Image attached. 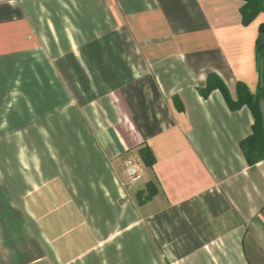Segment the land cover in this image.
Segmentation results:
<instances>
[{
	"label": "crops",
	"instance_id": "obj_1",
	"mask_svg": "<svg viewBox=\"0 0 264 264\" xmlns=\"http://www.w3.org/2000/svg\"><path fill=\"white\" fill-rule=\"evenodd\" d=\"M244 3L0 0V264H264Z\"/></svg>",
	"mask_w": 264,
	"mask_h": 264
},
{
	"label": "trees",
	"instance_id": "obj_2",
	"mask_svg": "<svg viewBox=\"0 0 264 264\" xmlns=\"http://www.w3.org/2000/svg\"><path fill=\"white\" fill-rule=\"evenodd\" d=\"M245 3L241 8L242 20L245 25L251 23L261 12H264V0H244ZM259 34L257 38L256 57L259 66V84L255 94L249 93L246 98L242 100L247 103L254 115V123L252 125V132L241 142L242 149L249 163L253 164L264 159V123L262 119L260 101L264 100V22L259 26ZM211 77V76H210ZM221 89L226 96L227 101L232 106H238L240 101H233L230 97L227 87L220 83ZM210 87L203 90V94L209 93ZM142 159L148 165L154 162L153 155L149 148L144 147L140 151ZM157 188L153 184H148L146 197L149 198L154 195ZM142 191L138 194L142 196Z\"/></svg>",
	"mask_w": 264,
	"mask_h": 264
},
{
	"label": "built area",
	"instance_id": "obj_3",
	"mask_svg": "<svg viewBox=\"0 0 264 264\" xmlns=\"http://www.w3.org/2000/svg\"><path fill=\"white\" fill-rule=\"evenodd\" d=\"M126 166L127 172L132 180H138L140 177H142L143 166L136 158H128L126 161Z\"/></svg>",
	"mask_w": 264,
	"mask_h": 264
},
{
	"label": "rangeland",
	"instance_id": "obj_4",
	"mask_svg": "<svg viewBox=\"0 0 264 264\" xmlns=\"http://www.w3.org/2000/svg\"><path fill=\"white\" fill-rule=\"evenodd\" d=\"M18 116H19V114H17L16 111H15L14 114H13V117L18 118ZM20 116H22V115H20ZM16 120H17V119H16Z\"/></svg>",
	"mask_w": 264,
	"mask_h": 264
}]
</instances>
